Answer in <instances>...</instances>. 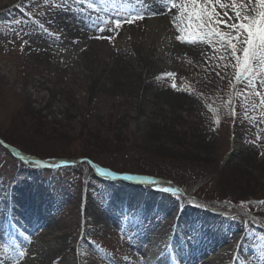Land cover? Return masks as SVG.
I'll return each mask as SVG.
<instances>
[{"label":"rangeland","instance_id":"rangeland-1","mask_svg":"<svg viewBox=\"0 0 264 264\" xmlns=\"http://www.w3.org/2000/svg\"><path fill=\"white\" fill-rule=\"evenodd\" d=\"M153 1L0 0V232L5 234L0 264H19L9 261L18 242L8 235L14 214L6 210L18 200L15 189L25 185H40L56 207L51 223L57 228L49 229L47 244L59 250L55 238L64 236L70 247L79 248L70 260L59 254L47 260L41 243L27 239L24 245L35 251L38 264H175L160 246L173 245L176 236L191 242L190 231L203 227L224 238L192 264H264V113L252 90L235 80L223 49L199 41L205 48L199 57L173 52L156 64L155 75L145 82L146 94L132 76L122 79L125 88L119 93L92 91L77 66L85 45L52 26L55 16L74 22L72 12L81 11L76 4L82 3L99 19L93 38L101 42L96 38L103 36L100 29L110 31L116 19L136 17ZM148 19L134 29L149 27ZM152 19L155 26L172 29L163 15ZM124 25L111 31L115 37L108 48L126 40L138 50L134 29ZM151 33L150 44L158 34ZM54 37L62 43L48 39ZM42 49L66 68L58 79L34 61L32 52ZM256 88L264 92L259 83ZM158 92L169 93L180 106L156 103ZM29 158L50 164L40 166ZM97 169L115 174L116 180L99 178ZM155 181L179 191H152ZM121 187L133 191L112 194ZM136 190L144 199L153 195L159 205L133 198ZM108 210L115 214L100 221ZM2 212L8 216L6 230ZM147 223L155 227L146 241L137 248L127 245L142 236L140 224ZM184 229L190 231L182 235ZM122 254H127L124 259Z\"/></svg>","mask_w":264,"mask_h":264},{"label":"bare ground","instance_id":"bare-ground-1","mask_svg":"<svg viewBox=\"0 0 264 264\" xmlns=\"http://www.w3.org/2000/svg\"><path fill=\"white\" fill-rule=\"evenodd\" d=\"M90 2H100L101 4H108L109 0H90ZM175 2H179V0H175ZM76 5V7L81 9V11L72 12L74 14L73 16H75L76 19L74 20V22L71 19H69L70 21L59 20V16H55V23L52 24V26L57 32L59 29V31L65 33L68 38H72L73 40L77 39L80 43L85 45L84 48L79 52L78 57L80 58V60L78 61L77 66L82 71H84V73L86 72L87 78H85V82H88L89 80V84L87 85V89L89 90L119 93L121 91H124L125 88L123 86L122 79L127 81V79L132 76V78L135 79L134 81L139 80V87H137L140 93L146 94L149 86L145 82L147 79H150L155 75L154 69L156 68V64L160 60H162L163 58L166 59L173 52H178L180 50H184L193 57H199L200 53L205 49L199 41H197L196 43H181L180 41H177L175 39L176 35H181L182 39L185 40H190L191 38L185 37L184 34L178 31L174 22V17L177 15V12L176 10H172L171 14H168L170 6L166 7L163 0H154L153 3L142 7L138 15L143 14L145 16L144 19L137 20L135 23L131 24L125 23L127 25L124 26L128 30L129 28L134 29L137 25L144 23L149 18V27H144L140 30L136 28L132 31V33L136 35V38L139 41L137 42L139 47L138 50H136L135 47L132 44H129V42L126 40L120 41L119 39L118 41L120 42L114 49L108 48L107 41L109 40L100 39L101 42L96 41L93 38V34L99 33L97 29L98 27L96 28L97 24L99 23V19L96 17H92L89 14L90 8L88 5H84L82 3ZM161 9H163V14H157L155 16L151 15V12L153 11L160 13ZM161 15L170 20L172 24H170L172 28L171 30H168L166 26H155V22L152 18H156L159 16L161 17ZM120 17L122 18V15ZM124 18L130 19L129 16H124ZM152 29L157 30L158 34L157 36H155V38H153L154 42L150 44ZM105 31H102L103 36H112L113 38L115 37L114 33L108 31L107 28ZM119 38H123V36L120 35ZM48 39L54 43H62L61 39L56 40L55 37L53 39ZM32 53L34 56V61L38 65L43 66V71L46 70L52 72L55 79H58L62 76V74L65 73L66 68H62L58 64V62L51 61V52H49V50L42 49ZM56 54L58 53H53V55ZM155 95L156 103L158 104L167 101V103H169V105L172 107L180 106L179 101L172 99V96L167 92H158L155 93ZM242 157L243 162L245 164H248L246 163L248 154L244 152ZM23 159L25 161L28 160L25 157H23ZM98 170L107 177L113 176L112 173L105 169ZM101 170L104 171L102 172ZM235 176L237 175L234 173L232 175V179ZM226 179H228V177H226ZM150 186H152L151 188H153L152 191L172 187L171 184L169 185L159 181L152 182ZM118 191L128 194L133 190H127L126 188L122 187L121 189L115 188L112 194L115 195ZM15 193L18 200H13L14 205L7 206L8 209L6 210H11L13 212L12 214H14V217L11 218V220L14 222V225H11V233L8 232V235L12 234V238L16 239V241L18 242L11 248L13 254L10 256L9 261L14 263L18 262L19 264H38V259L35 251L29 247L27 248V246L25 247L24 245L25 240L27 239H35L39 243H41L43 254L47 260H52L54 256H57L55 254H59V258L61 260H67L75 256L76 251H78L79 248L76 246L70 247L68 239L64 236L55 238L56 240H59L58 242L61 244L59 250H55L47 244L46 236L49 229L57 228V225L51 223V211L56 207L53 202L50 201V197H47L45 191L41 189L40 185L21 186L19 189H15ZM135 193L136 195L133 193V198L144 199V194H142L141 191L138 190ZM152 197L149 196L144 199L146 204L149 207L159 205L158 203H154L156 200ZM1 214H3L1 217V226H4L3 229L6 230L5 226H7V224L9 223L8 219L6 218L8 216L5 212H2ZM15 214L20 218L17 219ZM114 214L108 210L100 221L104 220L105 217H112ZM134 215L138 216L141 215V213L136 212L134 213ZM195 215L206 218V215H200L199 213H195ZM143 219L145 221L146 216ZM42 225H44V227ZM154 227L155 226L152 223L140 224V232H143L142 236H139L134 241H129L127 245L132 248H137L138 246H140V244L146 241L147 237H149V234ZM12 228H14V230H12ZM181 228L183 229V227ZM189 231H186L184 229L182 231V235L184 234V232L188 233ZM199 232H201L202 235L194 237V235L198 234ZM189 234L192 236L191 242L184 243L180 241L176 236L175 240L172 241L173 245L169 247L166 245H162L158 249L159 252L161 254L170 253L176 263L185 262L186 264H192L193 260L199 259V257L203 255L208 248H211L215 244H218L224 238L222 234H218L215 231L208 229V227H203L197 232H193L192 230ZM4 235L5 234L0 232V238H5ZM203 244L204 247H202ZM63 245L65 246L63 250L68 255V258L65 256V253H62L61 251ZM20 250L25 253V258L17 257V254ZM124 251L132 252L131 248H125ZM125 255L127 254H122L119 257L121 259H124ZM163 261H165V259H163ZM164 264L168 263L165 262ZM169 264H173V262Z\"/></svg>","mask_w":264,"mask_h":264},{"label":"snow or ice","instance_id":"snow-or-ice-1","mask_svg":"<svg viewBox=\"0 0 264 264\" xmlns=\"http://www.w3.org/2000/svg\"><path fill=\"white\" fill-rule=\"evenodd\" d=\"M163 2L166 7L170 6L168 14H171L172 10L178 13L174 17L178 31L185 37H191L190 40H185L181 35H176L175 39L181 43L201 41L209 45H218L223 49L227 55L222 58L229 59L235 71V80L244 84L246 89L252 90L254 96L259 99L261 112L264 113V92L256 88L257 83L264 88V0H228L227 3L223 0H179V2L163 0ZM157 14H163V9L160 13L151 12L153 16ZM144 18L145 16L141 14L130 19H116L109 30L117 31L125 23H135ZM96 38L109 41L113 39L112 36ZM175 87L173 85V88ZM244 95L247 96V93ZM228 107H232L230 101ZM37 163L40 164L39 161ZM128 179L138 178L128 177ZM163 191L178 192L179 189L164 188ZM19 256L23 257L25 253L20 252Z\"/></svg>","mask_w":264,"mask_h":264},{"label":"water","instance_id":"water-1","mask_svg":"<svg viewBox=\"0 0 264 264\" xmlns=\"http://www.w3.org/2000/svg\"><path fill=\"white\" fill-rule=\"evenodd\" d=\"M10 148V147H9ZM10 150L14 153V154H18L20 157H25V158H27L26 156H23L22 154H20V153H18V152H16L15 150H13V149H11L10 148ZM29 160H32L33 162H40L41 164H49L50 162H48V161H41V160H39V159H37V158H29ZM61 162H63L64 163V161H61Z\"/></svg>","mask_w":264,"mask_h":264}]
</instances>
